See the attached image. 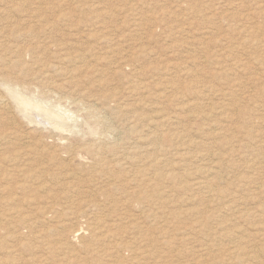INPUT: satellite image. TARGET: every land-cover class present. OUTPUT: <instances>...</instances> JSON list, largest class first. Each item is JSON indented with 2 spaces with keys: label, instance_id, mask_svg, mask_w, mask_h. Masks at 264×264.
Returning <instances> with one entry per match:
<instances>
[{
  "label": "rangeland",
  "instance_id": "rangeland-1",
  "mask_svg": "<svg viewBox=\"0 0 264 264\" xmlns=\"http://www.w3.org/2000/svg\"><path fill=\"white\" fill-rule=\"evenodd\" d=\"M0 12V264H264V0Z\"/></svg>",
  "mask_w": 264,
  "mask_h": 264
},
{
  "label": "bare ground",
  "instance_id": "bare-ground-1",
  "mask_svg": "<svg viewBox=\"0 0 264 264\" xmlns=\"http://www.w3.org/2000/svg\"><path fill=\"white\" fill-rule=\"evenodd\" d=\"M19 6V5H18ZM21 6V5H20ZM9 8V7H8ZM7 10H5V12H6ZM11 11V10H10ZM10 11H8L9 13H10ZM13 11V10H12ZM1 13V12H0ZM5 14V13H4ZM17 14V13H16ZM5 15H7V14H5ZM33 15V14H32ZM2 16H4L3 14H2ZM7 17H9V16H7ZM30 17V16H29ZM32 17V16H31ZM3 18V17H2ZM27 18V17H26ZM6 19V18H5ZM19 20H21V19H19ZM24 20H26V19H24ZM25 22V21H24ZM27 22H28V19H27ZM3 25V24H2ZM8 25H9V23H8ZM10 25H11V23H10ZM9 25V26H10ZM15 25H17V24H15ZM7 27V26H6ZM14 28V27H13ZM1 29V28H0ZM17 30V29H16ZM12 31V30H11ZM27 31V30H26ZM25 31V32H26ZM29 31V30H28ZM4 33H5V31H4ZM7 33V32H6ZM13 34V33H12ZM9 36V35H8ZM2 38H3V36H1ZM10 38H11V36H10ZM1 39V38H0ZM4 39V38H3ZM8 42V41H7ZM6 42V43H7ZM4 43V42H3ZM9 44V43H8ZM9 46V45H8ZM2 47V46H1ZM3 48V47H2ZM42 80V79H41ZM0 84L1 85H3V86H5L8 90H9V92H11V93H14V94H17L18 96H19V94H21L20 93V89L17 87V85H15V84H11L10 82H8V81H5V80H2V81H0ZM49 98V97H48ZM47 98V99H48ZM24 100V99H23ZM27 101V100H26ZM25 101V102H26ZM27 102H29V101H27ZM5 103V102H4ZM72 103V102H71ZM27 104V103H26ZM28 104H30V103H28ZM9 106V105H8ZM7 106V107H8ZM34 106V105H33ZM1 107V106H0ZM6 107V108H7ZM36 107H38V106H36ZM4 108V107H3ZM86 108H87V113H89V114H91V107H89V106H86ZM5 109V108H4ZM85 109V108H84ZM1 114V113H0ZM6 113L4 112V115H5ZM9 115V114H8ZM1 116V115H0ZM8 117V116H7ZM2 119V118H1ZM35 119V118H34ZM5 121L7 120L6 118L4 119ZM39 122H41V121H39ZM6 123H7V121H6ZM33 123V122H32ZM105 123H108V122H104V125H106ZM10 124V123H9ZM109 125V124H108ZM112 135V134H111ZM23 136V135H22ZM25 136V135H24ZM21 138V137H20ZM24 138V137H23ZM28 139V138H27ZM24 140V139H23ZM22 140V141H23ZM26 140V139H25ZM20 141H21V139H20ZM28 141V140H27ZM23 143V142H22ZM23 144H25V143H23ZM27 144V143H26ZM106 144V143H105ZM111 144H113V143H111ZM110 143L108 144V146L109 145H111ZM115 144V143H114ZM54 145H56V144H54ZM58 145V144H57ZM59 146V145H58ZM57 146V147H58ZM107 147V146H106ZM47 153V152H46ZM77 154V153H76ZM123 155V154H122ZM125 156H126V154H125ZM75 157H76V155H75ZM77 157H79V156H77ZM116 158V157H115ZM115 160V159H114ZM17 201H19V200H17ZM20 202V201H19ZM13 203H15V202H13ZM211 236V235H210ZM75 238V237H74ZM25 247V249H27V247L26 246H24ZM240 247V246H239ZM233 248H235V247H232V249ZM253 249V248H252ZM254 251H255V249H254ZM251 253H253V252H251ZM257 254V253H256ZM246 255H248V253L246 254Z\"/></svg>",
  "mask_w": 264,
  "mask_h": 264
}]
</instances>
